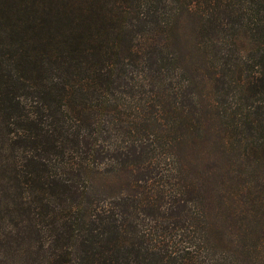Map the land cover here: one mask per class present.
<instances>
[{"label": "trees", "instance_id": "1", "mask_svg": "<svg viewBox=\"0 0 264 264\" xmlns=\"http://www.w3.org/2000/svg\"><path fill=\"white\" fill-rule=\"evenodd\" d=\"M0 264H264V0H0Z\"/></svg>", "mask_w": 264, "mask_h": 264}]
</instances>
